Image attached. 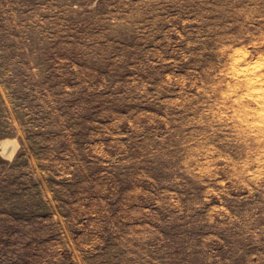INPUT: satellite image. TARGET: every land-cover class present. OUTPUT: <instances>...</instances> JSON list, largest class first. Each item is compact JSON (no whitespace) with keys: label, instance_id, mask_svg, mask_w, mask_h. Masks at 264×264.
Here are the masks:
<instances>
[{"label":"rangeland","instance_id":"374dc122","mask_svg":"<svg viewBox=\"0 0 264 264\" xmlns=\"http://www.w3.org/2000/svg\"><path fill=\"white\" fill-rule=\"evenodd\" d=\"M258 66L264 0H0V264H264Z\"/></svg>","mask_w":264,"mask_h":264},{"label":"bare ground","instance_id":"6f19581e","mask_svg":"<svg viewBox=\"0 0 264 264\" xmlns=\"http://www.w3.org/2000/svg\"><path fill=\"white\" fill-rule=\"evenodd\" d=\"M257 73L249 76L252 86L256 91V95H253L255 99L260 97V93L264 92V68L258 66ZM262 100V99H261ZM260 101V99H259Z\"/></svg>","mask_w":264,"mask_h":264}]
</instances>
